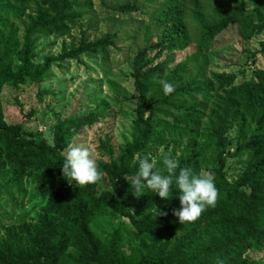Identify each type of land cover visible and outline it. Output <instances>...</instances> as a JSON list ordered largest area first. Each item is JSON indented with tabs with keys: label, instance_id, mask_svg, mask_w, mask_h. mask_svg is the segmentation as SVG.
Listing matches in <instances>:
<instances>
[{
	"label": "trees",
	"instance_id": "obj_1",
	"mask_svg": "<svg viewBox=\"0 0 264 264\" xmlns=\"http://www.w3.org/2000/svg\"><path fill=\"white\" fill-rule=\"evenodd\" d=\"M161 1L165 6L154 17L162 28L158 39L131 61V139L115 153L101 144L108 160L96 165L101 175L95 184L72 185L59 167L73 136L98 123L102 108L58 120L50 144L21 124H6L0 104V176L7 172L15 185L26 179L55 187L36 221L6 226L0 220V264H264L250 256L264 252V69L240 83L233 73L204 75L211 43L229 26H237L243 41L264 37V0H227L230 12L202 26L199 50L177 65L173 54L188 41L182 7L191 2L197 11V0ZM77 8L76 0H0V95L6 86L43 83L54 63L83 55L108 59L115 34L93 42L82 34L77 48L35 63L36 38L68 35L82 18ZM113 9L122 15L138 10ZM259 52L264 55V39ZM189 64L198 66L196 75L189 74ZM159 79L173 83L174 92L163 95ZM164 154L178 168L213 177L215 205L193 222L181 225L172 215L180 207L174 185L166 201L147 190L137 198L129 190L138 156L166 174ZM240 156L244 166L230 179L227 158Z\"/></svg>",
	"mask_w": 264,
	"mask_h": 264
},
{
	"label": "rangeland",
	"instance_id": "obj_2",
	"mask_svg": "<svg viewBox=\"0 0 264 264\" xmlns=\"http://www.w3.org/2000/svg\"><path fill=\"white\" fill-rule=\"evenodd\" d=\"M226 3L227 0H197V11L191 2L185 3L182 22L188 41L182 50L173 54L172 65L185 62L199 50L202 26L228 14L231 9L226 8ZM76 5L82 18L75 22L68 35L36 38L35 63L77 48L82 34L87 42L115 34V46L110 48L108 59L103 62L96 56L83 55L79 61L54 63L41 84L26 81L18 88L4 87L0 104L6 124H21L26 132L36 131L50 144L51 131L58 120L94 113L98 107L102 108L103 118L90 128L78 130L70 142L87 147L97 165L108 160L101 144L113 148L115 153L130 141L133 114L128 99L135 95L131 61L137 51L157 41L162 28L154 22V17L165 4L161 0H76ZM116 6L138 10L122 15L113 9ZM220 7L224 10L218 13L216 9ZM18 27L21 28L20 24ZM263 39V35H258L243 41L237 26H229L211 43L204 75L233 73L237 77L236 83L248 80L253 70L264 69V55L259 52V43ZM197 67L188 65L191 76L198 73ZM229 137L228 153L231 154L235 148L233 132ZM244 161V156L227 158L226 171L230 179L241 171ZM4 173L0 176V220L6 226L21 220L36 221L55 187H42L26 179L15 185L10 182L7 172ZM117 221L114 219V224ZM250 256L264 261L263 251Z\"/></svg>",
	"mask_w": 264,
	"mask_h": 264
},
{
	"label": "clouds",
	"instance_id": "obj_3",
	"mask_svg": "<svg viewBox=\"0 0 264 264\" xmlns=\"http://www.w3.org/2000/svg\"><path fill=\"white\" fill-rule=\"evenodd\" d=\"M157 84L165 96L175 90L174 84L167 80L159 79ZM162 166L166 174L159 169L154 170L148 158L138 156L135 174L130 181H126L134 197H140L147 190L166 201L174 185L180 207L172 215L181 225L195 221L206 207L215 205L217 189L210 174L200 175L189 167L178 168L177 161L167 154L162 156ZM59 168L62 177L67 182L71 181L72 185L95 184L101 175L89 149L78 144L67 146ZM158 214L162 213L157 211Z\"/></svg>",
	"mask_w": 264,
	"mask_h": 264
}]
</instances>
